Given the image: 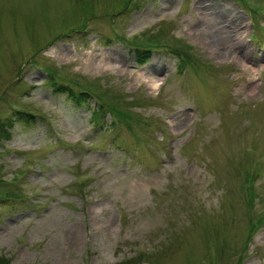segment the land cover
Listing matches in <instances>:
<instances>
[{
  "label": "rangeland",
  "instance_id": "obj_1",
  "mask_svg": "<svg viewBox=\"0 0 264 264\" xmlns=\"http://www.w3.org/2000/svg\"><path fill=\"white\" fill-rule=\"evenodd\" d=\"M1 126L0 264H264V0H0Z\"/></svg>",
  "mask_w": 264,
  "mask_h": 264
},
{
  "label": "bare ground",
  "instance_id": "obj_2",
  "mask_svg": "<svg viewBox=\"0 0 264 264\" xmlns=\"http://www.w3.org/2000/svg\"><path fill=\"white\" fill-rule=\"evenodd\" d=\"M219 15H220V13H219ZM219 15L217 14V16H216L217 19L220 18ZM213 41H214V43L216 42L215 45H218L216 40H213ZM208 43H209V42H208ZM211 43H212V42H210V44H211ZM219 43H221V40H219ZM212 45H213V44H212ZM238 50L243 51V50H244V45L241 46ZM64 58L68 59V55H64ZM107 59H108V58H107ZM87 60H88V59H87ZM87 62H88V65L90 66V68H91L92 70H97V69H100L102 66H107L105 60L102 59V58H100V59L97 58L96 60H94V61H92V62H90V63H89V61H87ZM108 64H109V63H108ZM238 65L241 67V66L243 65V63H239ZM150 81H151V80H150Z\"/></svg>",
  "mask_w": 264,
  "mask_h": 264
},
{
  "label": "trees",
  "instance_id": "obj_3",
  "mask_svg": "<svg viewBox=\"0 0 264 264\" xmlns=\"http://www.w3.org/2000/svg\"><path fill=\"white\" fill-rule=\"evenodd\" d=\"M76 99H77V101H80V102H85V99H84V97H82L81 95H78L77 97H76ZM101 108L100 107H98L96 110H94L93 112H94V120L96 121V120H98V116L100 115V113H99V110H100ZM19 113V112H18ZM21 114V113H20ZM25 117H27L28 119H29V116H27V115H25ZM92 118H93V115H92ZM0 130H1V132L2 133H4L5 132V127H3V126H1L0 127ZM3 138H5V137H3V136H0V140H2ZM8 264H9V262H8Z\"/></svg>",
  "mask_w": 264,
  "mask_h": 264
}]
</instances>
